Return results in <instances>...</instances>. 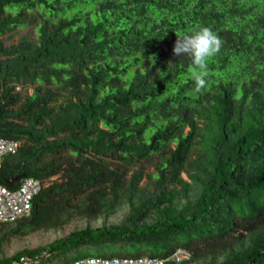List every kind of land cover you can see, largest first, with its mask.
Listing matches in <instances>:
<instances>
[{
    "label": "trees",
    "instance_id": "trees-1",
    "mask_svg": "<svg viewBox=\"0 0 264 264\" xmlns=\"http://www.w3.org/2000/svg\"><path fill=\"white\" fill-rule=\"evenodd\" d=\"M30 24L36 40L0 41V138L21 143L0 186L44 184L12 233L129 213L0 264L176 249L190 259L165 264L223 251L209 264H264V0H0V37ZM203 27L223 46L196 92L191 58L172 49Z\"/></svg>",
    "mask_w": 264,
    "mask_h": 264
},
{
    "label": "rangeland",
    "instance_id": "rangeland-1",
    "mask_svg": "<svg viewBox=\"0 0 264 264\" xmlns=\"http://www.w3.org/2000/svg\"><path fill=\"white\" fill-rule=\"evenodd\" d=\"M23 37H28L30 40H36L34 24H30L26 28L18 31H14L11 34L3 35L0 37V41H2L5 47H8L13 43L18 42ZM16 92H19L21 95H24L25 92H28V94H32V88H28L26 91H23L20 88L18 91L16 90ZM187 131L188 129H186V132ZM170 147L171 149H173L175 146L171 145ZM143 168H144L143 169L144 178L142 179V181L138 186L140 188H143L147 184L148 182L147 176L154 173V168L152 165H144ZM182 178L184 180H187V176L185 174H182ZM56 179L57 177H53L51 180L54 181ZM128 213H129V208L128 206L124 205L117 212H115L110 216L80 215L74 217L69 223L60 226L58 228L49 229V230L40 229L26 235L12 233V229L16 223L5 225L2 227V230L0 231V260L3 258L11 257L23 250H35L41 248L58 239H62L66 237L68 234H70L73 231L81 230L86 227L97 228L102 225L121 224L122 221L125 219V217L128 215ZM147 222L151 223L152 219H147ZM124 253L128 255H135L138 252L136 250L128 249L126 252H123V254ZM111 254H112L111 252H106L105 256H109ZM142 254L146 255L145 253ZM223 254L224 251L217 252L215 256H213V254H210L209 252H203V254L198 259V261L192 264H209L212 261L221 262L223 260ZM99 256H104V253L90 252L88 254L79 256L78 258H75L72 261H75L77 259H84L87 257H99Z\"/></svg>",
    "mask_w": 264,
    "mask_h": 264
},
{
    "label": "built area",
    "instance_id": "built-area-1",
    "mask_svg": "<svg viewBox=\"0 0 264 264\" xmlns=\"http://www.w3.org/2000/svg\"><path fill=\"white\" fill-rule=\"evenodd\" d=\"M20 88L17 87L18 91ZM21 143L16 140L0 138V168L6 156L15 155ZM44 184L34 178L28 177L21 180L15 190L0 186V224L14 223L26 218L31 213L32 201L37 196ZM190 252L176 249L167 258L150 256L141 257H87L78 259L72 264H165L166 262L182 263L190 259ZM30 257H21L13 264H32Z\"/></svg>",
    "mask_w": 264,
    "mask_h": 264
},
{
    "label": "clouds",
    "instance_id": "clouds-1",
    "mask_svg": "<svg viewBox=\"0 0 264 264\" xmlns=\"http://www.w3.org/2000/svg\"><path fill=\"white\" fill-rule=\"evenodd\" d=\"M223 46V40L213 30L203 27L192 34L177 37L172 49L173 55H187L193 66L192 78L195 91L201 92L207 86L206 69L211 57L217 55Z\"/></svg>",
    "mask_w": 264,
    "mask_h": 264
}]
</instances>
